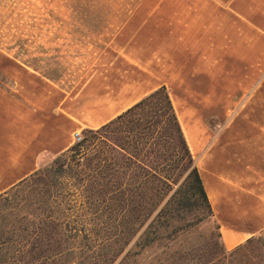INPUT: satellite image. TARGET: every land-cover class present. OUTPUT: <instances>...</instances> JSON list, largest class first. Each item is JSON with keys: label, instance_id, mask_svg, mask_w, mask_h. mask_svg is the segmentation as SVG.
<instances>
[{"label": "crops", "instance_id": "crops-1", "mask_svg": "<svg viewBox=\"0 0 264 264\" xmlns=\"http://www.w3.org/2000/svg\"><path fill=\"white\" fill-rule=\"evenodd\" d=\"M48 10L45 34L28 38L46 48L28 50V63L0 61V195L76 132L164 86L224 248L264 240V0H60Z\"/></svg>", "mask_w": 264, "mask_h": 264}, {"label": "rangeland", "instance_id": "rangeland-1", "mask_svg": "<svg viewBox=\"0 0 264 264\" xmlns=\"http://www.w3.org/2000/svg\"><path fill=\"white\" fill-rule=\"evenodd\" d=\"M56 1L60 0H0V55L6 53L0 61L11 65L12 56L21 55L18 59L28 63V50L46 48L44 41L29 42V33L36 29L37 35L45 34L44 20L47 13L51 14L48 8ZM71 44L69 49L75 50ZM64 60L72 64L76 59ZM87 61V57L77 59L80 65ZM212 124L219 129V122ZM67 156L63 166L62 161L54 163L55 156L45 158L34 175L0 195V264H195L198 250H221L214 224L201 208L192 207L173 218L175 228H169L160 238L154 231L159 207L185 180L187 172L174 176L176 182L168 181L165 198L147 217L140 208H153L163 196L158 193L152 201L136 199L133 216L126 201L123 221L135 223V232L126 244L129 234L123 229L122 240H117L119 234L108 211L84 207L78 192L80 167L70 154ZM155 185L160 186L158 182ZM133 250L136 255L130 258ZM243 254L252 262L264 261L260 244L254 239L235 257H220L213 264H244L239 258Z\"/></svg>", "mask_w": 264, "mask_h": 264}, {"label": "trees", "instance_id": "trees-1", "mask_svg": "<svg viewBox=\"0 0 264 264\" xmlns=\"http://www.w3.org/2000/svg\"><path fill=\"white\" fill-rule=\"evenodd\" d=\"M67 154L80 167L78 192L84 207L96 212L108 211L113 228L119 234L118 241L122 240L123 229L129 234L126 244L135 232L134 221L127 224L123 221L126 201L129 214L133 216L136 199L152 201L158 193L163 196L153 208L151 205L140 208L147 217L165 198L164 187L169 186L168 181L176 182V177L187 172L185 180L157 211L154 231L160 234L159 238L169 228H175L171 224L173 218L196 207L205 210L212 220L222 247L221 250H198L195 264H213L220 257L233 258L254 239L264 253V240L260 237L249 239L230 251L224 248L202 180L164 86L151 91L100 127L84 129L81 140L56 155L54 163L62 161L63 166ZM156 182L161 187L155 185ZM135 255L134 250L129 253L130 258ZM239 258L244 264H264L260 259L252 262L245 254Z\"/></svg>", "mask_w": 264, "mask_h": 264}, {"label": "built area", "instance_id": "built-area-1", "mask_svg": "<svg viewBox=\"0 0 264 264\" xmlns=\"http://www.w3.org/2000/svg\"><path fill=\"white\" fill-rule=\"evenodd\" d=\"M74 139H75V142L80 141V140H81V134L78 133V132H76V133L74 134Z\"/></svg>", "mask_w": 264, "mask_h": 264}]
</instances>
